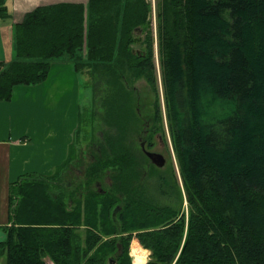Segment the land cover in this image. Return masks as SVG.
<instances>
[{
	"label": "trees",
	"instance_id": "16d2710c",
	"mask_svg": "<svg viewBox=\"0 0 264 264\" xmlns=\"http://www.w3.org/2000/svg\"><path fill=\"white\" fill-rule=\"evenodd\" d=\"M156 6L178 170L173 160L154 163L130 133L144 121L148 145L166 134L149 0L41 3L16 23L15 53L0 60V99L66 58L95 80L108 126L77 175L65 170L78 155L75 134L55 171L11 181L10 218L0 223L5 264H50L47 256L56 264H109L110 256L133 264V237L150 249L144 264H264V0ZM137 76L156 94L152 122Z\"/></svg>",
	"mask_w": 264,
	"mask_h": 264
},
{
	"label": "crops",
	"instance_id": "0c3cea01",
	"mask_svg": "<svg viewBox=\"0 0 264 264\" xmlns=\"http://www.w3.org/2000/svg\"><path fill=\"white\" fill-rule=\"evenodd\" d=\"M54 1L59 0H5L7 13H0V60L13 57L15 26L25 12ZM81 73L72 60L55 58L46 78L17 83L11 98L0 99V223L10 218L11 181L28 171L51 173L70 154L80 111L76 93ZM5 234L0 229V239Z\"/></svg>",
	"mask_w": 264,
	"mask_h": 264
},
{
	"label": "rangeland",
	"instance_id": "374dc122",
	"mask_svg": "<svg viewBox=\"0 0 264 264\" xmlns=\"http://www.w3.org/2000/svg\"><path fill=\"white\" fill-rule=\"evenodd\" d=\"M149 1L151 2L150 24L152 26L153 34H154V56H155V61L157 63V76H158L159 89H160V100L162 105L163 123L166 128V134L164 135L160 131L156 132L153 136L154 142L148 145L149 139H147V145L150 148H157V149L160 148L161 150H163L166 154L167 161L170 162L173 160L178 170L177 160L172 144V138L168 128V121L165 111V101H164L162 79H161V67L159 61V46H158V38H157L156 0H149ZM136 32H139L141 36H143L145 33L144 29L142 28L138 29V31L136 30ZM143 45L144 44L142 43V41H136L134 43V46L137 48L140 46L142 47ZM78 80H79L78 81L79 92L78 94L76 93V101H79L80 111L79 113H77L75 118V122L76 123L78 122L75 131L76 137L77 139H79L77 144H75L76 148H78V155L74 156L70 166H68V168H65L66 173L71 176L77 175V173L80 171L81 168L86 167V162L92 157V153L90 151L92 150L93 146L94 149L96 148L97 141H99L97 136L101 135L102 128L105 129L108 126L106 122L101 120L100 114H98V107L96 108V104H100L99 103L100 90L97 89L98 86L96 85V83H94L95 80L91 84L89 81V74L87 72L81 73L79 75ZM132 82L133 85L136 87V89H138L140 93L143 95L142 98L144 97L147 99V101L144 102L142 106L146 114L150 116L152 122L153 109H154L153 105H154V99L156 97L155 91L153 90V88L151 87L149 81L146 79L145 76L133 77ZM93 123H95L94 127H93ZM143 125H144V121H140L139 126H137V128H135L132 132H130L133 139L136 141L137 145H140L141 135L143 136L145 135L148 138L147 135L148 133L144 134L142 131ZM159 197H161L160 199H165V197L162 194L161 195L159 194ZM183 202L185 208L187 209V199L185 197L183 199ZM138 241L139 240L136 237H133L130 241L129 253L133 264H136V256L133 251L134 247H137L141 251L146 252L145 262L150 257V249L146 246L144 247V245L139 241L143 245L142 246ZM131 252L133 254V258ZM47 260L50 264H56L48 256H47ZM5 263H6V259H4L2 255H0V264H5ZM114 264H119V263L118 261H114Z\"/></svg>",
	"mask_w": 264,
	"mask_h": 264
},
{
	"label": "water",
	"instance_id": "95a60500",
	"mask_svg": "<svg viewBox=\"0 0 264 264\" xmlns=\"http://www.w3.org/2000/svg\"><path fill=\"white\" fill-rule=\"evenodd\" d=\"M143 148L147 155L150 157V159L156 163L157 165H163L165 163L166 157L163 152L156 150V149H151L147 148L144 145V142H142ZM115 212V210H114ZM115 258L113 256L109 257V264H114Z\"/></svg>",
	"mask_w": 264,
	"mask_h": 264
},
{
	"label": "bare ground",
	"instance_id": "6f19581e",
	"mask_svg": "<svg viewBox=\"0 0 264 264\" xmlns=\"http://www.w3.org/2000/svg\"><path fill=\"white\" fill-rule=\"evenodd\" d=\"M133 251L135 253L136 256V264H143L145 262V251H141L140 249H138L137 247L133 248Z\"/></svg>",
	"mask_w": 264,
	"mask_h": 264
},
{
	"label": "flooded vegetation",
	"instance_id": "af4514ba",
	"mask_svg": "<svg viewBox=\"0 0 264 264\" xmlns=\"http://www.w3.org/2000/svg\"><path fill=\"white\" fill-rule=\"evenodd\" d=\"M146 132H147V129H146ZM146 132H144L143 131V133L145 134ZM140 144H141V146L143 147V145H142V142H144V145L147 147V148H150L149 146H147L146 144H147V137L144 135H141L140 136ZM151 149H156V150H159V151H161V152H163L164 153V155H165V157H166V154H165V152L163 151V150H161L160 148L159 149H157V148H151ZM166 160H167V157H166ZM166 160H165V162H166Z\"/></svg>",
	"mask_w": 264,
	"mask_h": 264
}]
</instances>
